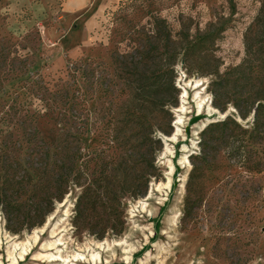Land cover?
Segmentation results:
<instances>
[{
	"label": "rangeland",
	"instance_id": "obj_1",
	"mask_svg": "<svg viewBox=\"0 0 264 264\" xmlns=\"http://www.w3.org/2000/svg\"><path fill=\"white\" fill-rule=\"evenodd\" d=\"M157 1L164 5L162 15L174 33L181 28V14L193 30L206 29L216 17L230 18L228 29L216 45L222 72L244 59V33L262 6V0ZM124 2L0 0V161H17L22 174L43 172L46 162L49 167L56 165L54 141L62 130L72 139L82 140L78 143L82 156L99 142L98 136L109 132L108 122H113L110 111L118 110L131 98L126 75L132 66L131 57L138 54L136 48L142 50L145 45L134 30L150 27L144 16L122 26L124 34L116 35L119 26L114 24V13ZM232 4L236 6L234 14ZM175 75L179 102L171 109L172 135L178 119L181 131L176 140L169 139L172 135H161L163 149L156 162L161 177L151 180L147 195L123 199L124 231L117 235L108 230L101 238L107 215L102 220L77 223L75 209L82 188L70 182L67 194L42 226L21 229L18 221L10 225L0 212V264H11V239L24 244L42 227L45 232L39 242L19 264H46L35 255L41 252L43 243L52 240L53 232L59 238L54 257L61 264H69L65 257L70 260L89 248L100 252L102 262L97 264H264V173L249 177L244 184L245 174L241 181L210 175L201 195L204 201L191 217H185L187 181L193 168L190 158L199 153L204 127L218 121L222 112L213 106L211 76L190 72L181 61L175 64ZM202 79L204 85L195 90L190 83ZM183 93L187 95L185 111L179 110ZM197 93L201 99L210 97L216 112L209 114L206 103L199 114ZM228 108L229 116L236 114L235 108ZM87 122L90 132L86 134L83 128ZM203 123L206 125L199 130ZM186 156L188 164H183ZM168 180L169 187L162 185ZM32 189V185L26 186L23 202ZM144 199L147 201L142 206L140 201ZM105 241L113 246L120 241L124 244L110 250L97 249L96 245Z\"/></svg>",
	"mask_w": 264,
	"mask_h": 264
},
{
	"label": "trees",
	"instance_id": "obj_2",
	"mask_svg": "<svg viewBox=\"0 0 264 264\" xmlns=\"http://www.w3.org/2000/svg\"><path fill=\"white\" fill-rule=\"evenodd\" d=\"M261 5L255 21L244 33V59L222 72L215 54L216 45L228 29L230 18L216 17L206 29L193 30L181 14V28L174 33L171 23L162 15L164 5L160 1L126 0L122 3L114 13V24L119 26L114 31L116 35L124 34L126 29L122 26L144 16L148 17L150 26L147 30H134L145 45L142 50L136 48L138 54L134 59L131 57L132 66L126 72L131 98L118 110L110 111L113 122L105 126L112 133L98 136L99 142L90 146L85 157L78 150L82 140L72 139L64 129L54 141L56 165L49 167L46 162L43 172L34 171L29 175L23 171L22 174L17 161L11 163L6 158L0 161V171L4 173L0 174V212L4 213L7 223L18 221L21 229L42 226L72 182L82 188L75 209L76 222L102 220L107 215L106 222H102L101 238L108 230L121 234L125 229L121 211L123 199L146 196L151 180L161 177L156 162L163 149L161 135L171 136L174 132L171 109L179 102L175 84V64L179 61L190 72L198 71L213 78L209 91L214 108L222 113H226L229 106L236 109V114L208 125L200 134L199 153L190 158L193 168L187 181L185 217H191L204 201L201 195L210 175L237 177L241 181L245 174L243 184L248 183L249 177L262 175L264 0ZM231 9L234 14L236 6ZM83 130L86 134L90 132L88 122ZM86 134L81 133V136ZM45 157L50 158L47 154ZM31 185V196L23 202L28 192L26 186Z\"/></svg>",
	"mask_w": 264,
	"mask_h": 264
},
{
	"label": "bare ground",
	"instance_id": "obj_3",
	"mask_svg": "<svg viewBox=\"0 0 264 264\" xmlns=\"http://www.w3.org/2000/svg\"><path fill=\"white\" fill-rule=\"evenodd\" d=\"M204 80H200V81H194V82H191V86L194 87V89H198L199 87H201L202 85H204ZM182 105L180 106V109L179 110H182V111H185V101H186V93H183L182 94ZM197 109H198V113L199 114H202V112L204 111V106L206 103H208L207 105V108H208V113L209 114H212L214 112H216V110L214 108L211 107L210 105V97L209 98H206L204 99L202 97V99L200 98V94L197 93ZM176 124V132L174 133V135H172L169 139H173V140H176L177 138V135L180 133L181 129V119H178V121L175 122ZM206 125V123H203L202 126H200L198 129L199 130H202L203 127ZM195 136L197 135V132L194 134ZM183 164H188L187 162V156L183 158ZM162 185H165L167 187H169L170 185V182L168 180V183L166 184H163ZM149 198V196H148ZM146 199L140 201V204L142 206H144V204L146 203ZM146 208V207H145ZM179 212V211H178ZM175 223V222H174ZM58 229V228H57ZM45 232V227H42L41 229H37L35 230V233H34V236H32V238L28 239L26 243L24 244H15L14 241H12L13 239H11V244H10V249H9V252H8V256H9V260L11 261V264H19L20 261H24L25 257H27L28 255H30L33 251V248L35 246V244H37L39 242V239H40V236ZM52 240L50 241H47L45 243L42 244V247H41V252L36 254V259L42 261L43 263H46V264H61L60 260L56 259L54 257V253L56 252L55 251V245H56V242L57 240V235H56V232H53L52 233ZM125 241V240H124ZM124 244V242H121L120 243H114V246H120ZM97 246V249L99 250H110L113 246L109 244V242L105 241V242H101V243H98ZM1 239H0V248H1ZM61 248V247H60ZM123 248V247H122ZM112 252V251H110ZM67 255V254H66ZM63 256V255H62ZM61 256V257H62ZM65 262H68L69 261V264H77V262H93L95 264L97 263H101L102 262V257L100 255V252L96 251L95 249H85L84 251L80 250L78 253H77V256L75 258H72L69 260V257H65ZM63 259V258H62ZM62 264H64V261L62 262Z\"/></svg>",
	"mask_w": 264,
	"mask_h": 264
},
{
	"label": "water",
	"instance_id": "obj_4",
	"mask_svg": "<svg viewBox=\"0 0 264 264\" xmlns=\"http://www.w3.org/2000/svg\"><path fill=\"white\" fill-rule=\"evenodd\" d=\"M229 114H230L229 112H227V113H223V114L221 113V114H220V117H219L218 119H219V120H221V119H225L226 117L229 116ZM216 122H217V121H211V122H209V124L216 123ZM209 124H208V125H209ZM206 126H207V125H206ZM206 126H205V127H206ZM205 127H204V129H205Z\"/></svg>",
	"mask_w": 264,
	"mask_h": 264
}]
</instances>
